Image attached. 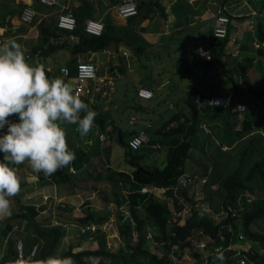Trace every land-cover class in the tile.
<instances>
[{
	"label": "crops",
	"instance_id": "1",
	"mask_svg": "<svg viewBox=\"0 0 264 264\" xmlns=\"http://www.w3.org/2000/svg\"><path fill=\"white\" fill-rule=\"evenodd\" d=\"M157 1L161 5L162 12L160 13L161 10L154 12L150 17L141 19L134 24L135 30L140 33L147 45L144 53L137 56L133 47L124 42L112 44L102 51L72 52L71 44L75 38L73 34L66 32L71 30L57 27L60 13H71L76 22L80 23H84V20L90 18L99 20L104 25H125L127 20L116 12L114 0H58L53 6L41 5L38 0H0V43L9 40L16 41L22 46L29 63L39 64L51 74L61 67L76 66L82 62H92L96 67L99 90L93 92V95L86 100L89 104H93L90 109L98 114L94 120L92 131L94 135H97L98 141L103 142L100 149L93 146L94 142L90 138L92 131L87 137L81 139L79 137L77 141H74L71 137L69 138L68 132L79 134L76 132V125L63 123L61 127L66 132L69 150L73 151L76 156V159L69 165L68 179H54L45 177L43 173H33L27 162L21 165H10L16 168L21 181L20 196L15 201L12 198V209L14 206L16 209L19 204L34 205L38 208L36 221L40 226L58 225L64 228L65 235L59 245V251L69 246L72 247L73 252L85 248L95 249L98 241L103 240L105 246L110 244L109 251L120 253L125 250V252H129L125 249L127 244L134 243L138 237L135 229L136 220L127 205L129 194L135 190L131 176L132 167L124 155L130 133L137 132L150 123L148 132L152 140L161 135L165 136L162 133H165L168 127H162V124L164 125L168 118L178 110H180L178 112L183 111L180 106L185 100L184 96L187 97L191 89L194 88H198L197 92L203 93L205 85L215 82L219 76L224 77V74L219 70L221 67L219 62L220 59H226L215 55L217 48L213 49L211 62L213 64L219 60L218 67L216 64L208 67L196 63L195 50L198 44L203 43V34L206 36L205 32L209 31L211 21L223 0ZM263 2L264 0H228L226 3L233 17L229 28L230 34L241 32L244 44L247 45L240 53L242 58L254 53L252 42L255 38V35L247 30L243 21L247 18L246 15L250 10L259 8ZM26 5L35 10V17L29 24H23L19 20L20 11ZM47 30L52 33L48 34ZM230 42L229 40V49ZM36 47H39L38 51L31 55ZM168 61L171 63L169 67H166ZM157 64H161L163 67H156ZM143 68L149 70L147 74H143ZM155 76H157V80ZM61 77L72 85V79H68L62 74ZM171 77L183 80L182 85L175 81L171 82ZM179 86L182 88L178 89ZM222 87L223 89L219 87L211 90L212 94H218V89L219 92L226 93L228 91V85L225 84ZM139 88L151 91L152 97L148 99L139 97L137 95ZM156 96L157 98L153 101L156 105L163 101L165 111L142 106L140 111L144 112L143 122L138 127L126 130V139H124V128L120 125L122 120L119 116L117 119L112 118V110L117 109L121 113L127 106L135 107V102L138 100L148 101ZM205 96L207 95L205 94ZM153 116L157 117V123H159L156 127L151 119ZM180 120H184L183 117ZM129 123L134 124L133 120H129ZM176 125L177 121L170 123L171 128ZM112 133L117 135L121 147H112L111 143L105 144L107 134L112 136ZM101 134L103 138L100 137ZM87 141L91 144L86 146L88 151L83 150L79 143ZM0 158H2V154H0ZM144 159L145 157L141 161L142 165ZM120 160L127 162L130 167L120 166ZM112 170L124 171L129 176L115 174ZM150 191L168 202L171 198L172 191L169 187H154ZM137 212L138 216L145 219L142 247L152 252L158 251L162 248L163 241L159 229L146 219L142 210ZM88 213H94L97 218L103 216L105 220L101 224L90 222L84 225L78 218ZM3 219L0 218V221ZM127 223L131 226L130 235H121L119 228ZM92 226L95 228L92 229L93 233L89 228ZM259 227H264V219L260 221ZM8 238L7 234L3 235L0 231V264H29V258L25 260L17 258L12 262L8 256L3 260L9 247ZM200 240L206 241L201 237ZM232 246H242L244 252L251 257H253L254 250L264 252V244L250 240L239 241ZM194 251L203 252V258L198 259L192 255L193 251L185 250L181 264H212V258L215 255L210 254V251L207 252L202 248ZM223 252L227 257L231 251ZM84 260L85 264H88V259L84 258ZM100 264L119 263L111 261L102 263L101 261ZM216 264H219V261Z\"/></svg>",
	"mask_w": 264,
	"mask_h": 264
},
{
	"label": "trees",
	"instance_id": "2",
	"mask_svg": "<svg viewBox=\"0 0 264 264\" xmlns=\"http://www.w3.org/2000/svg\"><path fill=\"white\" fill-rule=\"evenodd\" d=\"M134 1L136 2L137 14L127 17L125 25L112 26L105 24L100 35H89L84 32V23L77 21L76 27L73 30L70 32L65 30L68 34H73L75 38L71 44V51H102L112 46V44L124 42L133 47L137 56L142 55L147 45L140 33L135 30L134 24L141 19L150 17L154 12L161 10V13L162 8L157 0ZM227 2L228 0H223L217 14L222 13L228 16L232 23L233 17L226 5ZM262 6H264V2L260 4L259 8ZM213 22L214 18L211 21L209 31L205 32L206 36L203 34V43L196 46V63L208 67H212L213 64H216L218 67V64L221 63L219 70L224 74V77L219 76L218 80L204 86L205 91L201 93L204 96L200 104L195 102V94L199 91L198 88L191 89L184 100V104L188 107V112H176L168 118L164 125L162 124V127H168L167 131L162 133L167 139L165 138L163 142L160 140L161 145H167L165 165L162 167L146 168L141 163L145 155L138 153V150L141 147L151 146L142 145L137 150H132L126 143L124 155L126 161L132 167L131 176L135 186V190L128 196L127 205L130 213L136 220L135 229L138 233L135 242L127 244L125 248L129 252H125V250H122L120 253L109 251L103 240L98 241L95 249L85 248L73 252L72 247L69 246L59 251L58 248L65 235V229L58 225L40 226L36 221L38 208L30 204H19L11 216L0 221V231L3 235L7 234L9 237V247L3 256V260L8 256H10L9 260L12 262L17 259L18 252L15 247L17 237L18 240L22 239L23 244V258L21 260L29 258V264H47V259L53 256H71L76 261V264H85L84 258L88 259L90 256L103 257L102 263L104 261H111L113 263L118 262L119 264H172L169 260V252L170 246L173 243L178 245V250L182 255H184L185 250H190L193 251L191 253L194 257L202 259L203 252L194 251L196 247L193 246L192 242L193 234L196 235L201 231V238L206 239V243L209 242L205 248V251L209 252L217 244L228 243V235L220 229V226H225L231 222L236 223V228L243 232L247 240L264 244V227L258 228L260 221L264 219V88L253 89L252 83L254 82L255 84L259 80L254 78L252 80L248 76L249 67L256 64L255 67L259 68L260 64L264 63V45H262L264 44V18L260 14L254 18V35L261 45L253 55H247L243 58L240 55L244 46H247L244 44L243 35L241 45L237 46L235 43H232L229 49L228 32L226 37L219 39L218 46H214V48H217L215 55H218L219 58L223 57L226 60L220 59V62L217 60L212 64L211 61L206 60L200 55L199 47L211 48L214 45L211 34ZM243 22L246 25V18ZM239 23L240 21L237 23V27ZM47 33L51 34L52 31L47 30ZM38 49L39 47L34 48L31 55L37 52ZM67 68L69 74L65 77L72 79L73 82L76 75V66L69 65ZM44 70L49 78H62L60 69H57L53 74L46 69ZM234 73L244 77L243 79L249 91L247 96L254 102L255 106L249 108L251 116H248L249 114L241 115L235 110V105L240 101H244L246 97L244 96L245 94L239 93L238 90H231V82L238 89ZM262 79H264V75H262ZM225 84L229 86L228 89L234 94L230 106L226 109L207 106L205 101L206 97L212 93L211 90L219 87L223 89L222 85ZM217 92H219V89ZM219 93H223V91ZM82 99H85L84 102L89 105V108L92 107L93 104H89L88 100H86L89 98L82 97ZM135 103V107L141 110L140 108L143 105ZM254 108H259L260 111H256ZM181 117L184 120L181 121ZM233 117L237 120L234 125L228 122ZM173 121H177V125L171 128L170 123ZM213 122H217L222 126L215 125ZM200 124L208 125L209 132L207 133ZM149 129L150 123L140 128L137 132L130 133L129 137L141 131H145L149 135ZM197 130H200L201 134L203 133L200 141L196 138ZM113 135L118 139L115 133H112ZM112 136L107 134L109 138ZM150 143H155V140H152L151 137ZM212 146L213 149L210 150ZM222 147H225V149H222ZM194 149H199L202 153H210L209 157L208 155L206 156L209 158V163H191L193 165V170H191L193 173L206 176V183L202 188L204 198L197 203L204 204L206 202L212 211L219 213V215L214 218V214H200L199 208H193L192 213L185 219L182 226L171 225L167 223L171 210L180 209L183 205L179 203L177 197L173 196L172 192L170 202H168L150 190L154 187H170L173 185L177 178L185 171L184 164L187 159L195 160L193 159L195 157ZM141 167L142 169H139ZM68 168L69 166L62 168L49 177L66 180L69 178ZM112 171L115 174H126L129 176L124 171ZM144 186L149 188V190L147 189L148 191L142 192L140 189ZM181 194L185 201L192 200L186 192L183 191ZM247 195L252 197V202L246 201L245 197ZM19 196L20 194L15 196L16 200H18ZM228 205L237 209L239 216L231 218L230 211L227 209ZM139 210L144 212L149 222L157 226L163 240H167L158 251L152 252L142 247L144 240L142 231L145 228V219L138 216L137 211ZM78 220L84 225L90 222L101 224L105 220V217L98 216L97 218L94 213H88L80 216ZM91 232L93 233L92 229ZM119 232L121 235H130V224H124L123 227L119 228ZM172 232L175 235H172ZM35 244L37 245L36 253L30 257L31 248ZM244 253L240 256L236 255L233 258L230 252L226 257L225 264H235L241 257H245L248 261L255 260L257 263L264 264V252L254 251L253 257L246 252Z\"/></svg>",
	"mask_w": 264,
	"mask_h": 264
},
{
	"label": "clouds",
	"instance_id": "3",
	"mask_svg": "<svg viewBox=\"0 0 264 264\" xmlns=\"http://www.w3.org/2000/svg\"><path fill=\"white\" fill-rule=\"evenodd\" d=\"M263 7L250 10L246 15V21L250 18L252 11L258 12ZM256 15L253 16V19ZM249 32L254 35L255 27ZM238 33L242 35L241 32ZM255 41L258 42L256 37L252 42L253 52L261 45L258 42L259 46L255 48ZM212 60L213 56L209 61ZM94 75V70L81 68L79 79H93ZM233 75L238 89L231 82V90H238L246 97L244 101L235 105L236 112L242 113L255 105L253 101L247 99L249 91L244 77L236 73ZM239 78L245 84L246 90L240 88ZM231 90L228 89L226 93H211L206 99L210 95H230L231 100L226 107L213 106L226 109L230 106L234 96ZM241 105L246 107L240 109ZM82 113L83 115H81ZM97 115V112L90 109L89 105L80 98V94L75 92L71 84L60 77L49 78L41 65L29 63L19 43L14 40L0 43V130L6 128V131H0V154H2V158H0V218H7L12 215V198L19 195L21 191V181L16 168L10 165H21L27 162L33 173H43L45 177L52 176L58 170L72 164L76 159L75 153L69 150L66 132L61 124L76 125V132L81 138H84L92 131ZM13 117L16 119L14 120ZM215 125L219 124L216 123ZM200 126L207 133L209 132V128L205 124H200ZM156 143L158 142L150 144ZM158 144L160 147L155 149L161 148L160 142ZM132 146L135 147V145ZM190 172L192 173V171ZM239 232L243 234L242 231ZM246 240L244 236L241 240L235 238L229 240L227 244L220 243L214 247L218 245L226 247L229 244L230 248L225 250H230L232 255L235 254L233 255L234 258L236 255L245 254V250L242 246L233 247L232 245ZM166 241L164 239L162 244ZM208 244L209 242L206 243V247ZM196 249L199 248L196 247ZM213 249L209 252L215 255L212 258V264H216L217 261L219 264H225L226 257L223 252L225 250H218L215 254ZM237 251L240 253L236 254ZM102 259L103 257L90 256L88 257V264H100ZM47 264H76V261L71 256H53L47 259Z\"/></svg>",
	"mask_w": 264,
	"mask_h": 264
},
{
	"label": "built area",
	"instance_id": "4",
	"mask_svg": "<svg viewBox=\"0 0 264 264\" xmlns=\"http://www.w3.org/2000/svg\"><path fill=\"white\" fill-rule=\"evenodd\" d=\"M41 5L44 6H53L58 2V0H38ZM115 2V10L116 12L123 18H127L129 16H134L137 14V7H136V2L134 0H114ZM256 14H260L264 18V7L256 12L252 11L250 18L246 21V25L249 30H254V19L253 16ZM35 17V10L29 6L26 5L24 6L19 14V20L23 24H29L33 21ZM229 25H230V19L228 16L219 13L215 16L213 26H212V41L213 44L211 48H203L199 47V52L200 55L203 56L206 60H211L213 56V47L218 46L219 44V39L226 37L227 33L229 32ZM84 32L89 35H100L101 32L103 31L104 24L99 21V20H94V19H86L84 21ZM57 27L61 29H66V30H73L76 27V19L71 13H60L57 19ZM72 38V36H71ZM229 40L231 41L230 43H235L237 46L241 45L242 43V35L239 33L230 35L229 34ZM259 46V43L257 41L254 42V47L257 48ZM81 68H86L89 70H94V78L93 79H87V80H80L79 79V72ZM60 73L63 76H67L69 74V70L67 67H61L60 68ZM240 88L242 90H246L245 84L243 81L239 78L238 80ZM75 92L80 94V98L82 97H87L90 98L93 94V92L99 90V81L96 79V67L92 62H82L76 65V75L74 77L73 83L71 85ZM137 95L141 98H150L152 96V92L144 89V88H139L137 90ZM231 100L230 95L226 96H218V95H210L206 99V105L208 106H222L226 107ZM202 101V94L200 92L196 93L195 95V102L196 103H201ZM246 106L241 105L240 109H244ZM15 120L16 118L13 117ZM0 131H6V128L4 130ZM101 138H103V135H100ZM127 146L130 147L132 150H137L140 148L142 145L146 146H151L153 148H158L160 145L158 143L151 145L150 144V137L145 131H141L140 133L134 134L130 136L127 139ZM132 145H135L133 147ZM206 183V176H200L197 173H191V172H183L176 180V182L171 185L169 188L172 191L173 196L177 197L179 199V203L183 205L182 208L180 209H172L170 216L167 218V223L175 226H181L183 225L185 219L192 213L193 208H199V213L200 214H214V218L218 217L219 213H215L212 211L211 207L205 202L204 204H199V200L203 199V196L201 195L202 193V188L204 184ZM142 192H146L147 187H142L140 189ZM186 192L187 195L189 196L191 201H185L184 197L182 196L181 192ZM197 193H200V197L202 198H196ZM203 194V193H202ZM247 202H252V197L247 195L246 197ZM203 205V206H202ZM201 206V207H200ZM205 209L207 210L208 213L204 212ZM227 209L230 211V216L235 217L239 216V213L237 212V209L232 208L230 205L227 206ZM236 223L231 222L229 224L221 225L220 229L229 235V240L231 241L232 239H243V234L236 228ZM91 229H95L94 226L89 227ZM172 234H175L172 232ZM201 231L192 236V242L195 247L197 248H204L206 247V242L201 241ZM15 247L18 252V260L22 259V250H23V244L21 240H17L15 243ZM107 247H110V244H107ZM229 249L230 245L223 247L222 245H218L214 247V252L218 250H225ZM37 250V245H33L30 251V257L33 256L36 253ZM240 251H237L236 254H239ZM235 255V254H233ZM183 255L179 252L178 250V245L177 244H171L170 246V252H169V260L170 263L172 264H181ZM236 264H262V263H257V262H250L248 261L245 257L239 258Z\"/></svg>",
	"mask_w": 264,
	"mask_h": 264
},
{
	"label": "rangeland",
	"instance_id": "5",
	"mask_svg": "<svg viewBox=\"0 0 264 264\" xmlns=\"http://www.w3.org/2000/svg\"><path fill=\"white\" fill-rule=\"evenodd\" d=\"M170 61H168V63H167V65H166V67H169L170 66ZM256 66V64L255 65H253L252 67H249L250 69H248V73H249V77L252 79V80H254V79H258L259 81L256 83L255 82V84H254V82L252 83V86H253V88H256V89H260V88H264V79H262V75H264V63L262 62L261 64H260V66H259V68L258 67H255ZM156 67H163L161 64H157L156 65ZM184 67H186V65H184ZM148 71L149 70H147L146 68H143L142 69V72H143V74H147L148 73ZM155 78H156V80H157V76H155ZM254 78V79H253ZM171 79V82H173V81H175L177 84H179V85H182V83H183V80H180V79H178V77H171L170 78ZM182 87H178V89H181ZM129 93V92H128ZM182 94L183 95H185V93L184 92H182ZM157 98V96L156 97H154L153 99H151V100H148V101H146V100H138L137 102H139L141 105H143V106H145V107H148V108H150L151 107V109L152 108H155L154 110H162V111H165V109H164V103H163V101L162 102H160L159 104H157L156 105V103H155V101H153V100H155ZM186 97L184 96V99H185ZM183 98H182V101L184 100ZM247 99H249L248 97H247ZM180 109L181 110H183L184 112H188V107L184 104V102H182V105L180 106ZM256 111H260V109L259 108H254ZM178 111H180V110H178ZM177 111V112H178ZM171 112H173V110H171ZM143 113L144 112H142V111H140L139 109H137V107H130V106H127L126 108H125V110H124V112H121V113H119V111L117 110V109H113L112 110V112H111V117L112 118H116L117 119V117L119 116L120 118H121V120H122V122H121V126L124 128V131H123V133H124V139H126V130H129V129H132V128H135V127H138V126H140L141 125V123L143 122V120L144 119H142V117L144 116L143 115ZM241 115H247V114H249L248 116H251L250 114H251V112H250V109L248 108L245 112H242V113H240ZM133 116V118H131ZM241 117H244V116H241ZM151 119L153 120V123H154V126L156 127L157 126V124H159V123H157V117L156 116H153V117H151ZM129 120H133V122H134V124H130L129 123ZM204 120H205V117H204ZM237 120H236V118H231L228 122L230 123V124H232V125H234V123L236 122ZM119 125V126H120ZM207 127H208V125H206ZM219 126H222L221 124H219ZM209 128V127H208ZM223 128V127H222ZM221 128V129H222ZM224 129V128H223ZM67 132H68V130H66ZM69 134H68V136H69V138L71 137L72 138V140H74V141H77L78 139H79V137H80V135L79 134H76V133H70V132H68ZM203 134V133H202ZM202 134H201V131L200 130H197V132H196V138H197V140L198 141H200L201 140V138H202ZM155 137H156V135H155ZM90 138L93 140V142H94V144H93V146H94V148H96V149H100L99 147L101 146V144L103 143L102 141H98V137H97V135H94V132L92 131V134L90 135ZM167 139V137L166 136H160L159 138H155V139H153V140H155V141H158V142H160V140L163 142V140L164 139ZM80 139H81V137H80ZM157 139V140H156ZM81 141V140H80ZM81 145H82V149L83 150H86V151H88L87 150V148H86V146L87 145H91L88 141L86 142V143H84V142H79ZM109 143H111L112 144V147L113 146H119V147H121V145H120V140L119 139H115V137H114V135L111 137V138H109V137H107V139H106V142H105V144L106 145H108ZM213 149V146L212 147H210V150H212ZM222 149H225V147H222ZM113 151V150H112ZM194 152H195V157H193V159H195L194 161L192 160V159H187V161L185 162V164H184V169H185V171H190V170H193L192 168H193V165L192 164H200V163H202V164H206V163H209L208 162V160H209V158H207L206 156L208 155V157H209V155H210V153L209 154H206V153H202V152H200V150L199 149H194L193 150ZM138 153H143L144 155H145V159H144V163H143V165L146 167V168H153V167H162V166H164L165 165V163H166V154H167V145H165V144H163L162 146H161V148H159V149H155V148H152V147H141L139 150H138ZM123 155V154H122ZM113 156V155H112ZM111 156V157H112ZM124 156V155H123ZM122 156V157H123ZM101 157H103L102 155H101ZM113 162V161H112ZM197 162V163H196ZM192 163V164H191ZM119 165L120 166H125V167H130L128 164H127V162H125L124 160H120L119 161ZM128 165V166H127ZM196 167H198V166H196ZM213 188H215V186H213ZM201 195L202 196H204V194H202L201 193ZM196 198H202V197H200V193H197V195H196ZM16 200V198L14 197L13 198V201H15ZM169 202H170V200H169ZM205 205V204H204ZM15 207V206H14ZM13 207V209H15ZM204 212H206V213H208L207 212V210L205 209V211ZM21 240V239H20ZM255 251V250H254Z\"/></svg>",
	"mask_w": 264,
	"mask_h": 264
},
{
	"label": "water",
	"instance_id": "6",
	"mask_svg": "<svg viewBox=\"0 0 264 264\" xmlns=\"http://www.w3.org/2000/svg\"><path fill=\"white\" fill-rule=\"evenodd\" d=\"M139 169H142V167H141V168H139Z\"/></svg>",
	"mask_w": 264,
	"mask_h": 264
}]
</instances>
